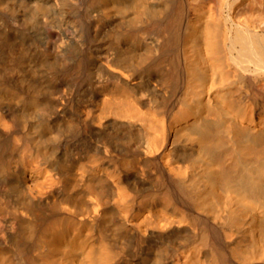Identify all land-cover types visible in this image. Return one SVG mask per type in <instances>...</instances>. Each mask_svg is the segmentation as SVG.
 Returning <instances> with one entry per match:
<instances>
[{
  "label": "bare ground",
  "instance_id": "1",
  "mask_svg": "<svg viewBox=\"0 0 264 264\" xmlns=\"http://www.w3.org/2000/svg\"><path fill=\"white\" fill-rule=\"evenodd\" d=\"M0 264H264V0H0Z\"/></svg>",
  "mask_w": 264,
  "mask_h": 264
}]
</instances>
